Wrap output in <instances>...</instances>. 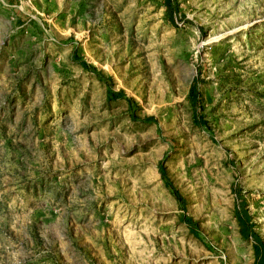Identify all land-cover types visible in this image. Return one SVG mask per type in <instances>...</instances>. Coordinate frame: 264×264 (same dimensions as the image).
<instances>
[{
    "label": "rangeland",
    "instance_id": "rangeland-1",
    "mask_svg": "<svg viewBox=\"0 0 264 264\" xmlns=\"http://www.w3.org/2000/svg\"><path fill=\"white\" fill-rule=\"evenodd\" d=\"M175 1L0 0V264H251L264 0Z\"/></svg>",
    "mask_w": 264,
    "mask_h": 264
},
{
    "label": "trees",
    "instance_id": "trees-1",
    "mask_svg": "<svg viewBox=\"0 0 264 264\" xmlns=\"http://www.w3.org/2000/svg\"><path fill=\"white\" fill-rule=\"evenodd\" d=\"M163 4H164L165 11L167 14V18L169 21H174L175 16L178 14L180 22L187 23V24L192 23L183 14H179L178 6H177V3L175 0H163ZM197 29H198V31H200L199 27ZM71 57L75 62L78 63V65L81 68H83L85 70L93 69L92 66L87 64L84 60H82L81 58H79L75 54H72ZM196 82H197L196 79L191 80L189 87H188L187 96H188L189 103L193 109V114H194L193 117H194V120L196 122L195 124L198 127H203L204 123L199 118L197 106H196V99L198 96L197 87H196L197 83ZM105 93H106L105 94L106 98L108 100L120 99V98L125 97V95L122 91L119 90V91L113 92L109 87L106 88ZM151 119H152L151 117L144 118L145 121H150ZM159 172H160V175L162 177V180L164 181L165 187L168 189L169 193L172 195V197L177 201L179 206L182 208L183 200H182L181 196L178 194V192L176 190H174L171 187V185L168 183V180L165 178L164 172H163L161 166H159ZM234 216H235L236 222H237L238 227H239L240 235L242 237L250 238L253 240V238L256 237V233L251 230L252 225H251V222L249 220V216H248L246 210L243 208V204H242L241 200L237 202V205H236L235 210H234ZM183 221L191 229V233L194 234V232H193L194 226H193V223L191 222V220L188 218H186V219L183 218ZM263 248H264V244H260L259 248H256L255 242L251 244V249H252V253L254 256V260L252 261L251 264H255V259L257 258V255H259L257 253L259 252V250L261 251ZM260 257H261V254L258 256V260H257L256 264L257 263L262 264L264 262V260L263 261L260 260Z\"/></svg>",
    "mask_w": 264,
    "mask_h": 264
},
{
    "label": "crops",
    "instance_id": "crops-1",
    "mask_svg": "<svg viewBox=\"0 0 264 264\" xmlns=\"http://www.w3.org/2000/svg\"><path fill=\"white\" fill-rule=\"evenodd\" d=\"M252 231H254L253 229H251ZM245 238V237H244ZM248 239V241H249V245L251 246V244L252 243H254L255 242V246H256V248H259V245L260 244H264V242L258 237V235L256 234V237L255 238H253V240L252 239H250V238H247ZM257 254H261V257H260V260H264V248L260 251L259 250V252L257 253ZM259 255H257V258L255 259V264H256V262H257V260H258V256ZM254 260V256H253V259H252V261ZM252 261H251V263H252ZM257 264H259V263H257ZM262 264H264V262L262 263Z\"/></svg>",
    "mask_w": 264,
    "mask_h": 264
},
{
    "label": "flooded vegetation",
    "instance_id": "flooded-vegetation-1",
    "mask_svg": "<svg viewBox=\"0 0 264 264\" xmlns=\"http://www.w3.org/2000/svg\"><path fill=\"white\" fill-rule=\"evenodd\" d=\"M252 229V228H251Z\"/></svg>",
    "mask_w": 264,
    "mask_h": 264
}]
</instances>
